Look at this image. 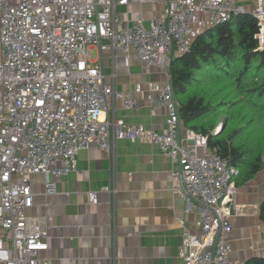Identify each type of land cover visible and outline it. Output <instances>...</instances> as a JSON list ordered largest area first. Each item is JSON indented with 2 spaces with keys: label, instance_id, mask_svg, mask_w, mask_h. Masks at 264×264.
Wrapping results in <instances>:
<instances>
[{
  "label": "built area",
  "instance_id": "built-area-1",
  "mask_svg": "<svg viewBox=\"0 0 264 264\" xmlns=\"http://www.w3.org/2000/svg\"><path fill=\"white\" fill-rule=\"evenodd\" d=\"M149 1L163 5L159 13L128 11L129 0H0V264H49L39 256L48 246L47 226L28 213L33 203L28 173L43 174L45 193L52 194L50 176L74 170L79 149L111 148L118 139L157 145L171 159L175 191L195 202L201 231L182 235L183 264H241L230 256L228 219L237 168L208 147L205 135L181 127L169 75L155 94H145L151 112L166 110L165 130L113 114L102 117L110 99L130 108L136 98L104 82L90 49H121L144 68H167L204 29L244 12L255 19L261 48L264 6L260 0L249 11L235 0ZM100 190L112 192L110 186ZM98 192L87 191L91 204Z\"/></svg>",
  "mask_w": 264,
  "mask_h": 264
},
{
  "label": "crops",
  "instance_id": "crops-1",
  "mask_svg": "<svg viewBox=\"0 0 264 264\" xmlns=\"http://www.w3.org/2000/svg\"><path fill=\"white\" fill-rule=\"evenodd\" d=\"M248 11L258 0H235ZM264 6V0H260ZM133 13H159L163 5L149 0H129ZM125 9V7H121ZM94 50L105 74L117 91H131L136 104L124 108L111 102L105 117L113 114L126 123L143 124L163 131L166 110L150 111L145 94L156 93L168 79V68H144L121 49ZM90 49V50H91ZM113 73V78L110 74ZM136 85L140 91L135 92ZM183 128L184 125L181 124ZM76 168L50 176L55 192L45 193L44 175L28 173L33 203L28 213L47 226V249L39 253L49 264H183L179 257L182 235H200L195 202L174 189L172 162L156 146L142 139H118L111 148L90 146L76 152ZM235 206L228 219L233 225L230 239L232 259L244 264L264 256V221L259 206L264 197V167L252 178L237 183ZM110 186L112 192L102 191ZM97 190L91 204L87 191ZM0 229V233H1Z\"/></svg>",
  "mask_w": 264,
  "mask_h": 264
},
{
  "label": "trees",
  "instance_id": "trees-1",
  "mask_svg": "<svg viewBox=\"0 0 264 264\" xmlns=\"http://www.w3.org/2000/svg\"><path fill=\"white\" fill-rule=\"evenodd\" d=\"M256 30L250 13L233 14L204 29L168 65L180 123L205 135L208 147L237 168L235 184L264 167V45ZM259 215L264 221V197ZM244 264H264V256Z\"/></svg>",
  "mask_w": 264,
  "mask_h": 264
},
{
  "label": "rangeland",
  "instance_id": "rangeland-1",
  "mask_svg": "<svg viewBox=\"0 0 264 264\" xmlns=\"http://www.w3.org/2000/svg\"><path fill=\"white\" fill-rule=\"evenodd\" d=\"M127 7H128V11H131V9H130L131 7H129V4H128ZM118 11L121 12V11H125V10L119 6V7H118ZM94 57H95L94 50L91 49V50H90V58L93 59ZM221 120H222V118H220V119L218 120V123H219ZM218 123H217V124H218Z\"/></svg>",
  "mask_w": 264,
  "mask_h": 264
},
{
  "label": "water",
  "instance_id": "water-1",
  "mask_svg": "<svg viewBox=\"0 0 264 264\" xmlns=\"http://www.w3.org/2000/svg\"><path fill=\"white\" fill-rule=\"evenodd\" d=\"M223 125H224L223 122H219L214 132L215 133H218L221 130V128L223 127Z\"/></svg>",
  "mask_w": 264,
  "mask_h": 264
}]
</instances>
